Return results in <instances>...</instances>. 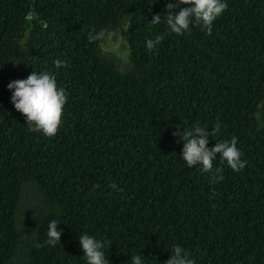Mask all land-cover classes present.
<instances>
[{"label": "trees", "instance_id": "obj_1", "mask_svg": "<svg viewBox=\"0 0 264 264\" xmlns=\"http://www.w3.org/2000/svg\"><path fill=\"white\" fill-rule=\"evenodd\" d=\"M168 2L0 0V264H86L83 234L111 245L110 264H164L176 245L195 264H264V0H225L211 35L172 33ZM120 29L123 55L88 39ZM32 71L67 94L54 137L11 102ZM217 123L207 146L236 136L247 164L218 155L212 183L173 133ZM53 220L61 240L45 245Z\"/></svg>", "mask_w": 264, "mask_h": 264}, {"label": "clouds", "instance_id": "obj_2", "mask_svg": "<svg viewBox=\"0 0 264 264\" xmlns=\"http://www.w3.org/2000/svg\"><path fill=\"white\" fill-rule=\"evenodd\" d=\"M184 5L185 7H179ZM228 4L225 0H175L166 5L167 15L164 17L170 31L177 35L190 33L191 26H199L206 30L208 35L212 34V26L227 9ZM178 9V10H177ZM27 19L31 20L29 14ZM162 21L160 15L154 14L151 24H160ZM95 31V30H93ZM105 33L93 35L89 33L90 42L104 38ZM164 39L162 34L156 35L155 39H148L146 47L149 52L153 51ZM56 68L64 65V61L57 59L54 61ZM8 89L12 92L11 102L17 112L21 113L27 121L31 131L42 133L45 137H54L62 124L64 106L67 103V94L63 88H58L55 76L48 71H35L22 80H15L9 83ZM220 131V125L217 123L209 133L208 129L198 124L186 127L183 132L179 129L173 133V136H179L184 141L182 158L189 167L201 166L202 171L210 173V182L218 183L224 179L220 175L222 169L217 168L213 171V162L219 158L235 172H240L246 167L247 161H242L241 152L237 148V137L233 136L231 140L217 142L214 147L209 148L208 137H214ZM98 187V186H96ZM113 191L119 190L115 183L109 185ZM58 223L53 220L48 225L45 245L55 246L60 243L61 232L58 231ZM86 264H110L106 258L105 247L111 246L106 241H99L93 236L83 234L79 236ZM44 245L38 244L37 247ZM171 257L164 264H195V261L189 258V254L179 245L173 246ZM131 264H143L141 256H133Z\"/></svg>", "mask_w": 264, "mask_h": 264}, {"label": "rangeland", "instance_id": "obj_3", "mask_svg": "<svg viewBox=\"0 0 264 264\" xmlns=\"http://www.w3.org/2000/svg\"><path fill=\"white\" fill-rule=\"evenodd\" d=\"M124 35L123 29L114 31V32H106L104 38L101 40L102 48H110L113 50L115 55H123L126 51L124 46ZM121 67H124V64L119 62Z\"/></svg>", "mask_w": 264, "mask_h": 264}]
</instances>
